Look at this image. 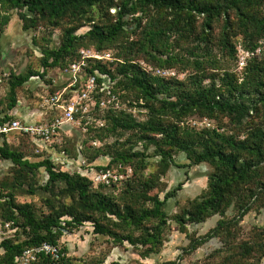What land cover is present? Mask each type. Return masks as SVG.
<instances>
[{
	"label": "trees",
	"instance_id": "obj_1",
	"mask_svg": "<svg viewBox=\"0 0 264 264\" xmlns=\"http://www.w3.org/2000/svg\"><path fill=\"white\" fill-rule=\"evenodd\" d=\"M12 11L17 12L23 30L59 28L62 33L57 47H42L41 70L11 75L0 126L11 118L8 114L17 104V89L31 77L50 83L48 72L66 68L78 59L80 48L106 51L116 45L117 56L89 60L85 68L96 76L92 111H99L107 91L120 103L122 95L132 91L135 101H143L149 117L139 122L110 106L104 110L106 126H88V130L101 127L109 135L134 130L139 134L136 141L145 142L143 150L124 149L119 138L107 145L114 147L107 165L136 163L133 178L119 197L91 190L86 176L56 170L48 158L30 161L22 152L10 149L0 132L1 158L25 174L43 167L45 188L60 183V195L70 199L37 215L31 204L17 203L12 192L1 194L2 218L20 232L1 239L0 264H15L25 248L43 241L58 244L64 229L86 222L95 234L140 248L142 257L157 252L169 220L167 200L176 196L182 182L163 197L150 191L160 190V176L176 163L173 155L177 152L185 153L188 163L184 166L206 163L210 171L206 189L172 219L184 228L215 214L221 216L206 234L190 236L186 250L192 252L218 238L222 246L211 254L210 264H259L264 257V226L242 238L239 223L252 208L264 207V0H0V36ZM83 27L87 28L80 33ZM130 35L135 37L128 40ZM238 43L250 54L242 76L222 67L219 57L226 55L234 66ZM139 61L176 67L188 75L183 80L160 78ZM103 75L108 78L107 86ZM62 86L53 85L51 91ZM192 115L219 123L200 129L180 124ZM148 143L155 146L152 155L160 157L159 170L144 175ZM28 192L34 193L32 189ZM230 208L234 213L226 217ZM129 228L132 230L126 232ZM40 264H69V260L41 256Z\"/></svg>",
	"mask_w": 264,
	"mask_h": 264
},
{
	"label": "rangeland",
	"instance_id": "obj_2",
	"mask_svg": "<svg viewBox=\"0 0 264 264\" xmlns=\"http://www.w3.org/2000/svg\"><path fill=\"white\" fill-rule=\"evenodd\" d=\"M110 12H114L111 9ZM98 18L96 19V21ZM134 22V21H132ZM87 27L79 29L84 32ZM61 29H38L23 30L21 20L17 12L12 11L11 19L0 36V115L8 101L9 80L12 74H20L28 69L41 70L42 47H57L61 42ZM134 35H130L131 40ZM126 42V41H125ZM238 55L236 64L229 60L226 55H219L220 64L224 68L234 70L242 76V72L250 56L238 43ZM112 55L117 56L119 48L109 47ZM113 58V57H112ZM140 65L150 74L160 78L185 79L187 71H181L178 68L160 67L156 64H148L139 61ZM174 72V75H168V72ZM59 72V69H58ZM54 77H59L57 73L49 71ZM65 81V78H61ZM209 79H206V82ZM43 82L32 78L28 83L17 89V100L21 102L23 110L19 118L24 121V117L32 110L41 112L40 118L28 119L30 122H45L50 115V108L44 103L43 98L48 88H44ZM108 84H106L107 86ZM108 98L104 97V106H100L99 111L93 110L91 102H86L88 112L75 122H71L59 131L57 139L52 144H35L25 135L18 134L16 131L1 132L10 149L22 152L25 158L30 161H37L48 158L56 170H63L73 173H80L90 181V189L111 193L115 197L120 196V192L128 185L133 178L135 161L131 163H114L107 165L110 161V155L114 150L107 148V145L118 139L122 148L128 149L132 146L133 150H143L145 142L136 141L139 135L134 130L122 131L121 135H109L99 128L88 126H106L107 120L104 116L106 108H116L115 112L124 110L129 113L136 121L145 122L149 117L148 109L142 105L143 101H135V94L127 91L121 97V103L118 99L114 100L108 93ZM107 98V99H106ZM39 114V113H38ZM36 114V116H38ZM81 118H84L81 121ZM207 122V123H206ZM219 122L198 115L188 116L180 122L181 125L197 127L198 129L207 127L213 128ZM103 124V125H102ZM209 124V125H208ZM196 128V129H197ZM118 134V133H117ZM155 146L148 143L146 149V167L142 170L144 175L159 170V156L152 155ZM38 151V152H37ZM175 164L171 165L165 174L160 176V190L153 189L150 193H157L163 197L164 193L174 188L182 182V187L176 192L174 198L167 200L165 210L168 214V225L163 232V243L157 252L148 257L140 256V248H136L127 242L117 244L111 238L105 235L95 234L90 222H86L78 228L64 229L63 234L58 240L62 248L63 256L68 258L69 264H210L211 254L222 246L218 238H211L192 252L186 250L190 236H202L213 228L217 221L221 219L219 214L206 218L200 223L186 224L181 228L172 216L181 212L188 206L189 202L198 197L207 187L208 172L210 167L206 163L194 165L192 167L184 166L188 163L184 152H177L173 155ZM47 174L43 167H40L34 173H23L19 167L10 160L0 157V195L12 192L17 203L31 204L35 213L41 215L47 213L52 206L58 208L60 203L70 202L69 197L61 196L59 191L63 186L60 183L54 184L52 188L46 189ZM29 189L34 193L30 194ZM3 199L0 200V241L4 237H14L20 232L10 222L2 218ZM233 209L226 212V217L232 216ZM66 218V217H65ZM264 226V207L252 208L239 223V232L242 238L252 236ZM131 228L126 229V232ZM132 230V229H131ZM136 233L138 230L135 231ZM63 248L65 249L63 251ZM259 264H264V257Z\"/></svg>",
	"mask_w": 264,
	"mask_h": 264
},
{
	"label": "built area",
	"instance_id": "obj_3",
	"mask_svg": "<svg viewBox=\"0 0 264 264\" xmlns=\"http://www.w3.org/2000/svg\"><path fill=\"white\" fill-rule=\"evenodd\" d=\"M112 59L110 51L96 50L93 47L80 48L78 50V59L71 62L64 69H55L51 72L58 74V78L52 74H47L46 77H51L50 83H45L39 76L32 78L38 79L43 82L44 88H48L43 98L44 103L50 108L56 110L52 118L45 122H30L13 119L0 126V132L15 130L21 135H26L30 140L35 143L52 144L57 139L59 131L65 124L75 122L76 114L80 113L83 116L88 112L86 102L94 101L91 94L95 91L97 86L96 76L88 74L86 67L89 60H102L107 61ZM49 73V72H48ZM168 75H174V72H168ZM65 78L61 89L54 92L51 91L53 85L58 84L59 78ZM106 84L108 78L102 76ZM108 93L116 100V96L108 91ZM101 106H104V101L101 100ZM207 123V122H206ZM209 125V124H208ZM38 152V151H37ZM41 256H46L52 260H59L63 256V252L59 244L43 241L37 246L27 247L17 257L15 264H40Z\"/></svg>",
	"mask_w": 264,
	"mask_h": 264
},
{
	"label": "crops",
	"instance_id": "obj_4",
	"mask_svg": "<svg viewBox=\"0 0 264 264\" xmlns=\"http://www.w3.org/2000/svg\"><path fill=\"white\" fill-rule=\"evenodd\" d=\"M62 78V77H61ZM61 78H59V81H58V84H62L63 82H65V81H62V79ZM31 80V79H30ZM29 80V81H30ZM28 81V82H29ZM27 82V83H28ZM26 84V83H25ZM24 109V107H22V104H21V102L20 101H18L17 100V104H16V106H15V108L14 109H12L11 111H9V114L8 115H11V118L8 120V122L9 121H11V120H13V119H19L20 120V118H19V116L22 114L21 112H20V110H23ZM51 111H50V115H49V117H48V120H50L51 118H52V116L56 113V110H54V109H50ZM37 110H32V112L31 113H28L27 114V116L26 117H24V121H29L28 119H31L32 120V118H40L41 117V120H42V116L43 115H46V113L47 112H45V113H41V112H36ZM39 113V114H38ZM36 114H38V116H36ZM2 115L3 114H1L0 115V117H2ZM47 120V121H48ZM39 122H42V121H40V120H38ZM66 125H68V124H65L64 126H66ZM9 131H15V130H9ZM17 132V131H16ZM18 133V132H17ZM19 134V133H18Z\"/></svg>",
	"mask_w": 264,
	"mask_h": 264
}]
</instances>
